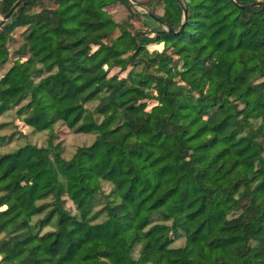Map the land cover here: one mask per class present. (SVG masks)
I'll return each instance as SVG.
<instances>
[{"label": "trees", "instance_id": "obj_1", "mask_svg": "<svg viewBox=\"0 0 264 264\" xmlns=\"http://www.w3.org/2000/svg\"><path fill=\"white\" fill-rule=\"evenodd\" d=\"M254 1L0 0V264H264Z\"/></svg>", "mask_w": 264, "mask_h": 264}, {"label": "rangeland", "instance_id": "obj_2", "mask_svg": "<svg viewBox=\"0 0 264 264\" xmlns=\"http://www.w3.org/2000/svg\"><path fill=\"white\" fill-rule=\"evenodd\" d=\"M136 9L139 12L145 11V9L141 6H136ZM111 11L116 21L124 20L128 14L126 8L120 5L114 6ZM135 25L142 27L138 21H135ZM150 25H152V23H150ZM15 35V41L13 42L11 49H16L22 41L17 34ZM16 60L19 62L18 58ZM0 123H6L5 126L0 128V136L12 135V139L8 143L0 145V153L11 150L25 142L34 143L37 145H43L45 143L46 133H34L29 128H25L24 126L20 127V124L17 123L16 117L13 113L1 116ZM56 130L58 131V138H60L63 143L62 154L64 158H69L77 147L89 144L92 141V137L90 135L75 134L73 132L67 131L64 127L56 126ZM103 186L104 190L107 191L109 189L108 184H104ZM67 207H71V204L68 203ZM180 243L181 242H177V244ZM189 250L190 254H192L191 246H189Z\"/></svg>", "mask_w": 264, "mask_h": 264}, {"label": "water", "instance_id": "obj_3", "mask_svg": "<svg viewBox=\"0 0 264 264\" xmlns=\"http://www.w3.org/2000/svg\"><path fill=\"white\" fill-rule=\"evenodd\" d=\"M252 4L259 5V4H264V2H262V1H254ZM183 13H184V12H183ZM8 16H9V14L5 15L4 17H2L1 20H5V19H7Z\"/></svg>", "mask_w": 264, "mask_h": 264}]
</instances>
